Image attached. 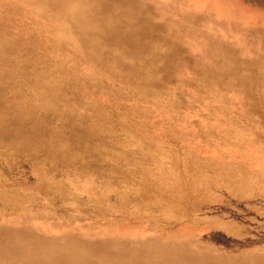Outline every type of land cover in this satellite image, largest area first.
<instances>
[{
	"label": "rangeland",
	"instance_id": "1",
	"mask_svg": "<svg viewBox=\"0 0 264 264\" xmlns=\"http://www.w3.org/2000/svg\"><path fill=\"white\" fill-rule=\"evenodd\" d=\"M139 1L181 18L177 39L199 70L175 76L204 100L139 99L87 65L77 36L94 27L68 26L62 47L0 0V222L15 232L26 222L33 240L264 246V0Z\"/></svg>",
	"mask_w": 264,
	"mask_h": 264
},
{
	"label": "bare ground",
	"instance_id": "2",
	"mask_svg": "<svg viewBox=\"0 0 264 264\" xmlns=\"http://www.w3.org/2000/svg\"><path fill=\"white\" fill-rule=\"evenodd\" d=\"M6 1L14 10H29L26 13L37 18V27L44 32L51 29L62 47L71 44V40L60 35L68 26L94 27L95 31L77 36L83 42L81 55L89 58L87 65L100 70L118 88L130 87L137 98L164 107L177 104L180 98L192 102L204 100L198 96L201 89L198 85L188 83L186 77L175 76L182 65L184 71L199 70L194 64V53L186 48L187 42L177 39L182 36L178 16L161 11L149 13L139 0ZM100 19L105 22L98 23ZM157 66L163 70L155 74ZM208 77L209 73L204 78ZM161 79L166 82L159 90ZM178 84L186 90L166 92ZM25 223L21 232H15L5 221L0 222V264H264V246L249 245L231 253L213 243L201 248L204 241L150 244L128 233L112 238L93 234L95 238H88L70 231L37 234L38 238L33 240L36 233H30L31 228Z\"/></svg>",
	"mask_w": 264,
	"mask_h": 264
}]
</instances>
